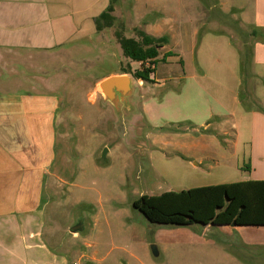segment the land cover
<instances>
[{
	"label": "rangeland",
	"instance_id": "374dc122",
	"mask_svg": "<svg viewBox=\"0 0 264 264\" xmlns=\"http://www.w3.org/2000/svg\"><path fill=\"white\" fill-rule=\"evenodd\" d=\"M162 5L167 8L118 0L114 27L104 30L94 46H75L72 57L50 69L52 77L46 74L60 80L51 90L60 111L56 159L44 176L39 206L43 228H0V240L35 241L67 264H264V228L158 225L134 208L145 195L222 181L217 172L230 173L229 182L243 179L223 168L207 176V166L195 171L173 151L186 145L228 149L234 142L231 134L202 138L178 128L204 121L209 98L193 78L202 74L203 60L224 51L226 43L237 52L242 48L241 36L229 24L236 16L223 17L218 9L213 14L217 0H163ZM205 8L212 12L210 19ZM156 21L165 24L170 43L160 50L151 82H145L134 74L149 66L127 59L116 33L137 38L136 30ZM222 60L229 61L225 54ZM124 71L130 72L125 75L133 79L135 91L129 111L119 115L104 101L99 84ZM79 223L83 231L73 234ZM45 249L35 248V256Z\"/></svg>",
	"mask_w": 264,
	"mask_h": 264
},
{
	"label": "crops",
	"instance_id": "0c3cea01",
	"mask_svg": "<svg viewBox=\"0 0 264 264\" xmlns=\"http://www.w3.org/2000/svg\"><path fill=\"white\" fill-rule=\"evenodd\" d=\"M217 2L219 8H214L213 14L218 9L223 17L236 16L229 24L241 36L242 48L237 52L226 43L224 51L206 56L208 61L204 59L199 66L202 74L196 73L193 78L209 98L202 114V119L209 122H190L189 127L178 131L200 133L202 138L231 134L234 142L223 141L231 144L228 149L218 144L214 149L186 145L173 151L179 162L195 171L207 166V176L223 168L240 173L242 182L264 181V112L246 109L244 103L252 101L264 109V0ZM110 3L0 0V228H43L39 206L44 176L56 159L60 111V100L51 92L60 80L44 77L51 75L49 71L55 65L66 62V57H72L75 46L97 44L106 31L98 32L95 21ZM137 3L144 8H167L163 0ZM116 12L117 7L114 17ZM203 12L206 18L212 17L210 10L205 8ZM164 25L156 21L143 31L161 38L168 34ZM169 33L173 41L174 29ZM222 54L229 61L224 62ZM216 175L222 181L195 188L235 183L227 181L230 173ZM37 247L46 248L30 240H0V264H67L46 249L36 257Z\"/></svg>",
	"mask_w": 264,
	"mask_h": 264
},
{
	"label": "trees",
	"instance_id": "16d2710c",
	"mask_svg": "<svg viewBox=\"0 0 264 264\" xmlns=\"http://www.w3.org/2000/svg\"><path fill=\"white\" fill-rule=\"evenodd\" d=\"M110 6L95 21L98 32L112 29L115 24V6L118 0H110ZM137 38L116 33L124 56L142 66L134 74L136 79L151 82L159 60V51L169 43L167 36L155 38L141 29L136 30ZM168 57H171L169 54ZM153 67V68H152ZM130 74L128 71L122 73ZM246 109H264L254 102L245 101ZM153 224L189 226H231L264 227V181L235 182L217 186L199 187L180 192L170 191L159 196H142L134 203Z\"/></svg>",
	"mask_w": 264,
	"mask_h": 264
},
{
	"label": "water",
	"instance_id": "95a60500",
	"mask_svg": "<svg viewBox=\"0 0 264 264\" xmlns=\"http://www.w3.org/2000/svg\"><path fill=\"white\" fill-rule=\"evenodd\" d=\"M133 79L128 75H116L104 79L100 82V92L105 102L110 103L117 113L120 115L124 110L129 111L128 104L130 103L135 87ZM107 150L103 154V158H106ZM236 227L235 223L231 225ZM83 231L82 224L72 228V233L77 234ZM152 253L155 258H159L160 254L156 246L152 247Z\"/></svg>",
	"mask_w": 264,
	"mask_h": 264
}]
</instances>
